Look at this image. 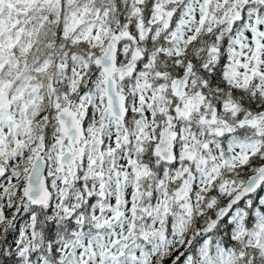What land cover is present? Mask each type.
<instances>
[{
	"label": "snow or ice",
	"instance_id": "snow-or-ice-1",
	"mask_svg": "<svg viewBox=\"0 0 264 264\" xmlns=\"http://www.w3.org/2000/svg\"><path fill=\"white\" fill-rule=\"evenodd\" d=\"M0 264H264V0H0Z\"/></svg>",
	"mask_w": 264,
	"mask_h": 264
}]
</instances>
